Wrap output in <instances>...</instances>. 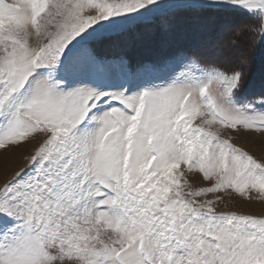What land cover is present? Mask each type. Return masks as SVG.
Returning <instances> with one entry per match:
<instances>
[{
    "label": "snow or ice",
    "instance_id": "6c2138e0",
    "mask_svg": "<svg viewBox=\"0 0 264 264\" xmlns=\"http://www.w3.org/2000/svg\"><path fill=\"white\" fill-rule=\"evenodd\" d=\"M190 33L201 57L125 50ZM256 48L264 0H0V162L39 141L0 185V264H264V215L199 199L264 201L235 142L264 135V71L228 60Z\"/></svg>",
    "mask_w": 264,
    "mask_h": 264
},
{
    "label": "rangeland",
    "instance_id": "374dc122",
    "mask_svg": "<svg viewBox=\"0 0 264 264\" xmlns=\"http://www.w3.org/2000/svg\"><path fill=\"white\" fill-rule=\"evenodd\" d=\"M140 32L143 36L144 30L140 29ZM209 43L210 41L205 33H190L168 46H163L158 42L148 41L147 39H137L133 35L125 45V50L136 61H157L165 57H172L180 51L189 56L201 57V54L207 50ZM241 56L249 58L252 68H257L255 70L257 75H259V72L264 71V53L260 52L256 59L250 49H243L232 53L228 57V60L230 63H238ZM260 59H263V66L261 67L258 64ZM211 60L223 63V60H217L216 57H212ZM197 123H199V120H197ZM235 142L258 159L264 157V135L257 132H243L235 137ZM38 143L39 141H33L25 149H14L11 153L5 154L9 162L6 168L0 162V185L3 184L6 178H10L13 172L27 166L25 156L29 155ZM189 179L194 188L211 186V182L205 181L198 173L191 175ZM221 195L225 196V199L220 202L218 211L237 212L253 216L264 215V201L260 200L253 199L249 201L235 195L227 196L224 193L209 194L208 197H201L199 199H215L216 196Z\"/></svg>",
    "mask_w": 264,
    "mask_h": 264
},
{
    "label": "trees",
    "instance_id": "16d2710c",
    "mask_svg": "<svg viewBox=\"0 0 264 264\" xmlns=\"http://www.w3.org/2000/svg\"><path fill=\"white\" fill-rule=\"evenodd\" d=\"M250 50H251L253 56L256 57V59H257V55H259L261 51L258 48H256V49H250ZM262 61H263V59H260V62L258 63L260 65V67L263 66ZM254 69L257 70V68H254Z\"/></svg>",
    "mask_w": 264,
    "mask_h": 264
}]
</instances>
